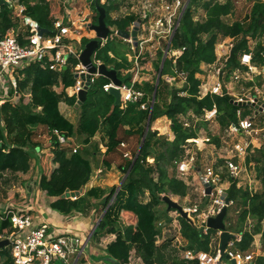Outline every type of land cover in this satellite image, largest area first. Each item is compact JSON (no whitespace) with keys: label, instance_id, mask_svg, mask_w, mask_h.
Listing matches in <instances>:
<instances>
[{"label":"trees","instance_id":"16d2710c","mask_svg":"<svg viewBox=\"0 0 264 264\" xmlns=\"http://www.w3.org/2000/svg\"><path fill=\"white\" fill-rule=\"evenodd\" d=\"M19 1L27 6L28 13L44 29H48L52 18L61 12V0H37L34 6H29L25 0ZM197 2L198 0L189 1V5L179 19V27L170 41L172 49L183 50L172 68L183 74L184 80L181 88L169 92V102L163 106L164 108L159 109L154 104L152 113L150 107L140 110L139 103L121 108L113 94L102 91V85L109 80L99 77L86 92L85 101L79 109L77 124L74 125L61 114L59 104L64 103L74 107L76 98L67 97L64 91L61 93L54 91V87H62L65 90L74 84L71 70L67 69L58 76L36 65L30 66L25 71L24 80L18 83V90L21 92L29 83L30 95L23 98L18 106L6 103L0 108V179L5 174L15 176L29 172L31 154L27 148L38 147L34 146L32 137L40 126L45 127L52 135L55 147L38 158L40 190L48 197L55 199L51 203V208L62 214L72 212L87 214L93 209L104 208L91 239L94 243H99L101 239L113 236L114 240L105 247V253L119 264H127L132 252L137 255L142 264L168 263L166 251L169 244L156 245L160 231L156 227L157 218L154 207L161 200V195L171 194L181 198L187 195L188 188L183 180L174 174L171 177L168 176V169L184 159L186 150L183 146L186 140L196 137L193 121L191 125H188L180 121V117L190 115L189 117L195 120L215 108L216 120L221 128H227L229 124L236 122V110L241 107L232 104L229 96L207 95L201 99L198 98L200 81L196 75L201 73V64L211 65L216 61L215 46L218 37L233 40L229 68L238 66V55L251 52L249 40L257 42L255 51L252 53L253 63L258 68L264 66L262 56L264 46L257 41L264 32V0H257L245 21H236L232 24H226L223 20L232 13V0H226L224 3L207 1L201 4L204 11V18L201 21L193 19L191 10ZM103 8L108 17V13L113 9L116 10L118 6L110 3ZM136 19L133 16H125L110 20L109 25L114 26L118 31L129 32L128 29ZM13 26L7 6L1 5L0 35L5 34ZM83 43L85 45L87 40ZM109 54L113 57L111 58ZM95 58L106 66L110 65L118 75L121 70H128L131 67L124 54L120 55L108 42L97 49ZM126 80H129V77ZM161 85L160 81L156 97L162 95L164 85ZM150 90L153 91L154 88ZM244 108L245 112L241 118L250 113L247 111L249 107ZM161 117L171 120L170 130L173 140L161 141L158 152L153 157L154 165L144 167L142 163L150 156V141L155 135L149 128L138 158L134 163L132 160L126 163L127 183L120 188L113 200L116 188L108 192L101 188H92L84 195L77 196L75 200L61 198L66 191L77 192L86 185L92 173V166L89 160L77 152L66 154V150L59 147L52 131L56 130L65 138H73L76 133L84 137V144H89L93 136L102 131L104 132L102 145L105 148V154L109 155L114 153L122 142L118 137L121 127H139L140 123L147 119L149 124H152ZM212 142L217 144L219 141L213 138ZM254 154L256 155L253 158L248 156L245 163L253 164L256 179L262 191L252 193L247 188L237 189L235 182H232L227 192L228 201L241 200L242 202L238 223L227 228L231 234L240 237L238 241L236 237L230 240L234 241L235 248L239 252H248L256 236H261L264 243V148L256 150ZM153 174L157 175L156 180L152 177ZM145 192H148L152 200L142 203L139 197H143ZM178 220L184 249L196 253L208 252L210 238L217 232L208 229L204 234L197 230L187 218L179 215ZM122 221H125L124 226ZM245 224H247L246 229L243 228ZM6 229L9 230V223L0 221V234ZM0 255L4 257L0 264H9V256L4 249L0 250ZM256 261L258 264H264V257H258ZM171 263L199 264L196 259H181Z\"/></svg>","mask_w":264,"mask_h":264},{"label":"rangeland","instance_id":"374dc122","mask_svg":"<svg viewBox=\"0 0 264 264\" xmlns=\"http://www.w3.org/2000/svg\"><path fill=\"white\" fill-rule=\"evenodd\" d=\"M172 1L173 0H117L115 5H117L118 8L116 10H111L108 13V17L105 18V22L108 26H111L109 25L110 20L123 18L125 16H133L137 18L136 20L139 19L142 21L140 30L136 34L137 39L144 42L141 55L138 58V71H129L127 72V76L129 79H131L137 74L136 81L138 82V85L143 87L144 91L151 98L153 97L154 90L151 91L150 89H155L159 70L161 68L159 82H162L161 86L164 85V89H162V95L155 97L154 101H152V105L150 107L151 113L154 109V104L159 109L164 108L163 106L169 102V92L174 89H179L183 86V74L172 68V66L175 65L177 59L182 55L183 50L172 49L170 47V41L174 35V32L179 27L177 19L179 18L178 16L182 12V9L186 5L187 0L184 1V6L182 5V7H180L178 10L169 28V26L165 23V7L172 6ZM207 1H217L220 3L225 2V0H198L197 5H194L191 9L193 12V19L195 21H201L204 18V11L200 5ZM25 2H27L29 6H34L37 4V0H25ZM256 2L257 0H232V13L223 19L224 22L226 24H232L236 21H245V18L248 15L251 7ZM81 4H83V1ZM88 11L93 14V20L96 22L95 20H97V12L95 4L90 5L88 7ZM158 20L161 21V24H157ZM132 27L133 24L128 29L129 32H132ZM228 40V38L219 36L215 46V51L221 53L222 46L225 47L226 45L224 42H228ZM257 41H259V39ZM107 42L114 46L115 50L118 51L120 55L124 54L125 56H130L129 64H131V67L134 66L136 54L133 53L131 49L132 46L127 40H122L118 37H112V40L110 39ZM256 43L257 42L255 41L249 40V48L252 53L255 51ZM220 44L221 46H219ZM261 44H264V41L261 42ZM142 62H144V64H142ZM206 75V73L205 75L197 74L196 77L200 78L201 82H203V79L206 77ZM255 76L256 77L252 78V81H250V83L253 84L252 86L247 84L227 85L226 92L230 94L229 98L233 99L235 102H239L240 99H245V96H247L248 93H250L252 96H260V98H264V70L260 72V75ZM224 77L226 80L227 76L224 75L223 78ZM205 81V86H209L213 80L210 79L208 84L207 80ZM27 84L28 85L24 90L25 93L28 92V88L30 86L29 83ZM241 87L243 90H241ZM62 108L65 107L62 106ZM247 111L250 112L246 117L250 119L253 124L252 130L248 133H242L238 135H229L227 128H221L217 120L211 119L209 121H205V114L195 120L192 119V117H189L190 115L186 117H180V121L186 122L188 125H191V122L193 121L192 125L196 130L195 139L198 141V143L186 145L187 153L185 154L184 159L181 161V163H185V165H187L186 174L183 175L179 173L177 170V165H174L173 168L168 169V176L171 177L174 174L186 184L188 188L187 195L183 198L176 197L171 194L161 195V200H159L156 206L154 205L157 218L156 227L160 231L156 245L159 246L163 243L169 244L166 251L168 257L167 264H172L171 261L178 262L182 259V250H184L185 245L183 244L180 237V225L178 220L179 214L176 211L168 210L166 204L162 201L164 196H167L173 202L177 203L184 211L196 209L197 212L195 214H189L187 211H185L188 213L187 219L197 230L203 233L204 228L201 227L203 220L205 218L207 220L210 217H215L218 214L224 205L225 200L227 199V192L232 182H235L237 189L247 188L252 193H260L262 191L261 186L256 179L253 164L250 163L247 165L245 160L248 156H252L251 158H253V156L256 155L254 154L256 150L264 148V117H261V115L256 117L253 114V110H251V108L247 109ZM243 112H245L244 107L238 108V110H236V121L241 118ZM61 113L66 116V118H68L74 125L77 124L79 118L78 112L77 116H73L65 110H61ZM147 122L148 119L144 122H141L139 127H121L118 132V137L122 140L124 147L119 146L115 151L116 155L109 156V158L106 157V154H104V157L98 155V153L101 152L99 145L100 143H104V132H97L93 136L91 142L89 144H85L86 146L83 145L84 137L75 133L73 137V148L76 149L77 153L81 154L85 159H92L94 169L90 178H92V180L102 179L101 182L106 186L105 190H107V192L112 188H116L117 190L120 185L123 187L127 183L128 171H125V166L128 161H133L139 150L141 152L147 134ZM187 124H185V126H187ZM170 128L171 120L166 117L158 118L155 122L148 125L150 132L155 134L150 141L151 153L148 158L153 159V157H155L161 141L173 140V134ZM213 138H217L219 142L217 144L213 143ZM54 142L55 141L52 135L47 129L44 128H41L39 133H37L36 138H33L34 146H39L40 149L44 151V153L55 147ZM49 143H51V148L46 147ZM186 143H188V141ZM236 144H240L243 148H246L245 155L243 157H239L235 153L234 146ZM27 149L28 151L30 150L29 153L31 154L30 170L28 172V175L30 176L38 169V160L35 158L33 151L34 149ZM65 150L66 154L68 155L72 153V151H68V149ZM124 153H129L130 155V159H127V161L123 158ZM151 159L150 161H147L148 159L146 158L142 165L144 167L153 166L154 159L153 162ZM227 162H232L238 167V172L233 178L229 176ZM98 168L101 169V173L99 171L97 172ZM207 169H210L212 174L211 177H207L211 184V186H209V194L206 193L205 185H203V182L198 176V172H201L202 176L206 175ZM156 176V174L152 175L155 180ZM25 181V177H22L21 174H17L15 176L9 174L3 175L0 179V204L5 205L9 201H19L21 198L20 187H23ZM107 186L113 187L108 188ZM220 193H223V196L225 197L223 200L221 199L223 197H220ZM151 200L152 198L149 196L148 192H145L143 197H139V201L142 203H147ZM228 202L229 204L224 219L226 230L229 226H234L238 223L239 212L242 207L241 200H233ZM103 209L104 208L100 207L96 210L92 222L94 225L97 224L103 215ZM247 224L243 225V228L246 229ZM122 225H125V221H122ZM6 232H8V229L4 230L2 233L6 235ZM236 237L239 238V236ZM113 240L114 237L108 236L101 239L100 244H102L103 247H106ZM215 241L216 243L218 242L217 238ZM92 245H94V242H92ZM4 250L9 256L8 247H6ZM249 251L253 252L255 260L258 257L264 256V243L261 236H256L254 238L252 248ZM96 252H99L101 255V264H114V262L104 260L105 258H108V256L105 255L106 253H104L105 251H103L102 248L97 249ZM3 260L4 257L0 255V263L3 262ZM55 264L64 263L56 262ZM127 264H142V262L140 259H138L137 255L132 252ZM222 264L231 263L230 261L223 259Z\"/></svg>","mask_w":264,"mask_h":264},{"label":"built area","instance_id":"2783aa9c","mask_svg":"<svg viewBox=\"0 0 264 264\" xmlns=\"http://www.w3.org/2000/svg\"><path fill=\"white\" fill-rule=\"evenodd\" d=\"M4 1L8 4L9 17L14 26L5 34L0 35V108L6 103L11 106H18L21 100L27 97L24 91L23 93L18 90V83L24 80L25 71L30 66L36 65L40 69L54 72L58 76L67 69L71 70L74 84L62 90L67 97L76 98L73 109L79 111L82 104H78V94L81 91L88 92L96 80L99 77H103L97 71L89 73L79 60L84 48L83 41L96 38L95 32L90 29L91 25L96 22L93 20V14L88 11V7L92 4L101 7L108 6L117 0H88L89 3L87 0H61V12L52 18L48 29L41 28L39 23L28 13L27 6L19 0ZM82 1L83 4H81ZM184 1L186 0H173L172 6L165 7V23L169 28ZM181 13L178 16V22L182 16ZM134 23L132 30L134 29ZM141 24L142 21L140 20L137 33L140 30ZM157 24H161V21L158 20ZM108 27L110 28V34L107 40H99L98 49L102 48L108 40H112V37H117L115 27ZM40 29H44L45 32L40 34ZM89 34H93V36L91 37ZM228 39V42H224L226 44L225 47L222 46V50L225 49L223 54L221 53L216 56V61L209 66L203 82L200 80L199 99L207 95L218 97H223L224 95L230 96L226 92L227 85H248L255 75H260L259 68L253 63L252 52L238 55V66L229 68L228 63L233 47V40ZM127 41L131 44L133 53L136 54L134 66L130 67L131 69L119 72L121 76L119 84H115L109 80L108 83L102 85V91L110 93L112 90H115L119 95L118 104L121 108L139 103V109L146 110L152 105V97L150 98L143 87L138 85L136 81L137 74L133 78L126 80L128 77L127 72L138 71V58L141 55L144 42L139 41L137 37L136 45L132 39ZM259 41H264V32ZM262 45L264 46V44ZM96 52L97 50L91 58V64L97 69L100 65L104 64L96 60ZM262 56L264 57V53ZM128 61L130 62V60ZM73 62L75 63L73 64ZM261 69L264 70V66ZM224 75L227 76L228 80H225V77L223 78ZM210 79L213 80L211 84L205 86V80H207L208 84ZM241 90H243L242 87ZM230 102L236 106L251 108L256 117L260 115L264 117V98H260V96H252L248 93L245 99H240L239 102H235L232 99ZM205 116V121L216 120V109L213 108L211 111L206 112ZM246 118H239L236 122L229 124L227 127L228 134L238 135L251 131L253 124L250 119ZM52 134L57 138L60 148L68 149V151H72V154L77 152L76 149L71 148V138H65L56 130L52 131ZM187 141L188 143H185L183 146L186 153V145L198 143L195 138ZM121 147H124V144H121ZM234 150L239 157H243L246 148H243L240 144H236ZM123 158L130 159V155L124 153ZM147 159V161H150L151 158ZM151 160L153 162V159ZM175 165H177L179 173L186 174L187 165L185 163L179 162L175 163ZM227 167L229 176L233 178L238 172L237 165L227 162ZM198 176L203 185L211 186L208 181V178L212 176L210 169H207L205 177L202 176L201 172H198ZM220 197H223L221 198L222 200L225 198L223 193H220ZM69 199L75 200L76 197ZM185 211L189 214L197 212L196 209ZM0 221H7L9 223V230L6 232V235L4 233L0 234V241L8 240L9 242L7 246L9 264H55L56 262L72 264L70 263V259L72 262V256L77 254V249L75 248L77 240L68 235H54L50 233L45 225L36 223L31 210L22 202L9 201L5 205L0 204ZM201 227L204 228L203 233L205 234L208 230L206 228V218L203 220ZM219 237L220 232L211 236L208 252L196 253L184 249L182 250L181 258L183 260L196 259L199 264H222L223 259L230 261L231 264L232 262L234 264H257L253 252H239L235 248L234 241L227 243L224 256H220L219 243L215 241ZM238 239L240 237H236L237 241Z\"/></svg>","mask_w":264,"mask_h":264},{"label":"crops","instance_id":"0c3cea01","mask_svg":"<svg viewBox=\"0 0 264 264\" xmlns=\"http://www.w3.org/2000/svg\"><path fill=\"white\" fill-rule=\"evenodd\" d=\"M128 33H130V32H128ZM89 35L91 37L93 36V34H89ZM91 40H93V39H91ZM91 40H89V41H91ZM89 41H87V43ZM224 51H225V49L222 50L221 53L223 54ZM215 53H216L215 54L216 56L221 54L218 51H215ZM110 55L111 54H109V56ZM110 57L112 58L113 56L111 55ZM125 57L127 59V62L130 63L128 61L130 56H125ZM209 66L210 65L201 64V66H200L201 73L200 74L205 75L206 71L209 70ZM105 67L108 70H114L113 68H111L110 65L105 66ZM261 68H259V70H258L259 72L263 71V69H261ZM115 72H116V77L119 80L121 78V76H120V74L119 75L117 74V71H115ZM198 79H200V78H198ZM29 88H28V92L25 94V95H27V97L30 95ZM54 91L56 93H61L63 90H62V87H54ZM62 106H64L65 108H62ZM59 110H60V112H61V110H65L73 116H77V112L79 114V111H75L73 109V107H69V106L65 105L64 103L59 104ZM64 117L66 118V116H64ZM66 119L69 120L68 118H66ZM69 122H71V121L69 120ZM41 128L46 129L45 127L40 126L38 128L36 134L32 137V140H33V138H36L37 133H39ZM73 141H74V139L71 138V148H73V146H74ZM38 142H39V140H38ZM121 144H123V143L121 142ZM121 144H120V146H121ZM83 145L86 146L85 144H83ZM46 147L51 148V143L47 144ZM99 147L101 149V152H99L98 155H101V157H104L105 148L103 147L102 143H100ZM33 151H34L35 158H37V160L44 153V151L42 149H40L39 146L36 149H34ZM113 155H116V153L115 152L111 153L109 155H106V157L109 158V156H113ZM125 160L127 161V159H125ZM89 161L91 162L92 172H93V169H94V165L92 163L93 161H92V159ZM98 171L100 173L102 172L100 168L97 169V172ZM19 174H21V173H19ZM21 175H22V177H25L26 181L24 182L23 187H20L21 198L19 201H16V202H22L23 204L28 206V208L31 210V213H32L34 219L36 220V223L45 225L48 228V231L50 233H52L54 235H68V236H71L77 240L76 246H75V248L77 249V254L75 256H72V262L70 259V263H72V264H101L102 263L101 262V255L99 252H96V251H97V249H100V248H102L103 251H105V246L103 247L102 244H100V242L94 243V245H92L93 241L91 239L92 234H93L92 231L94 230V228L96 229L97 224L99 222L98 221L97 224H95V225L92 223L93 222V216L95 215L96 210L93 209L87 214H80V213H75V212H72L69 214H62V213L58 212L57 210H54L51 208V203L55 199L48 197L45 194V192L40 190L39 185H38L39 169H37L36 172H34L30 176L28 175V173L27 174H21ZM101 180L102 179L92 180V178H90L89 181L86 183V185L81 189L82 191H81L79 196L84 195L87 191H89L92 188H101V189L105 190L106 186L104 184H102ZM107 187L110 188L113 186H107ZM111 237H113V236H111ZM88 242H89V244H88ZM217 243H219V245H220V237L218 238ZM248 252H250V251H248ZM261 257H264V256H261ZM104 260H107L109 262H114V264L117 263L116 261L110 259L109 257L105 258ZM111 264H113V263H111Z\"/></svg>","mask_w":264,"mask_h":264},{"label":"water","instance_id":"95a60500","mask_svg":"<svg viewBox=\"0 0 264 264\" xmlns=\"http://www.w3.org/2000/svg\"><path fill=\"white\" fill-rule=\"evenodd\" d=\"M189 1L190 0H188V2L186 3L184 9L182 10L181 15L184 13L185 9L187 8ZM1 5L8 6V4L4 0H0V6ZM96 12H97L96 23L92 24L90 27V29L95 32L96 38L89 41L87 44H85L83 51L80 54L79 60H80V63L84 67L87 68L89 73H94L95 71H97L98 74L102 75L103 77L107 78L108 80H111L115 84H119L120 81L117 79L116 72L114 70H107V68L104 65H100L96 69L91 64V57L94 54V52L98 49L99 40H107V38L110 34V28L108 27V25L105 22V18H106L105 9L103 7L97 5L96 6ZM139 24H140V20H136L134 23V29L130 33L117 30V32H116L117 37L124 39V40L132 39L134 41V44L136 45V34H137V29H138ZM44 32H45L44 29L39 30L40 34H42ZM166 53H167V51H166ZM160 72H161V68L159 70V74H158V78L156 81L152 101H154V99L156 97V91H157V85L159 83ZM110 93L115 96L116 103H119L118 93L115 90H112ZM85 98H86V92L81 91L78 94V104H83V102L85 101ZM149 119H150V117H149ZM149 119L147 122L146 132L148 130ZM142 144H141V146H142ZM139 152H140V150L138 151L137 155L133 159L132 163H134L136 161V159L138 158ZM120 187H121V185L117 188L113 197H115V195L118 193ZM205 187H206V193L209 194L210 193V187H208L207 185H205ZM81 191H82L81 189L77 192L66 191L61 198L62 199H69L71 197H77L80 195ZM162 201L166 204L168 210H175L176 212H178V214L181 217L187 218V213L177 203L173 202L170 198H168L167 196H164L162 198ZM228 204H229V202L226 199L223 207L220 209L218 214L215 217H210L206 220V228L207 229L213 230L216 232H220V245H219L220 256H224V250L226 248L227 243L235 237L233 234H231L230 232H228L226 230V226L224 224V219L226 216ZM94 230H95V228H94ZM94 230L92 231V233L94 232ZM8 244H9L8 240L0 241V250L5 249L8 246ZM232 264H234V263L232 262Z\"/></svg>","mask_w":264,"mask_h":264}]
</instances>
